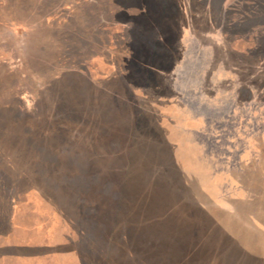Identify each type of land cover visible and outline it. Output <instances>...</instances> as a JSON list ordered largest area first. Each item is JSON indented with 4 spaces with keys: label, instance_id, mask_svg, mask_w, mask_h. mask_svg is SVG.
Masks as SVG:
<instances>
[{
    "label": "rangeland",
    "instance_id": "obj_1",
    "mask_svg": "<svg viewBox=\"0 0 264 264\" xmlns=\"http://www.w3.org/2000/svg\"><path fill=\"white\" fill-rule=\"evenodd\" d=\"M11 217L83 264H264V0H0Z\"/></svg>",
    "mask_w": 264,
    "mask_h": 264
},
{
    "label": "crops",
    "instance_id": "obj_2",
    "mask_svg": "<svg viewBox=\"0 0 264 264\" xmlns=\"http://www.w3.org/2000/svg\"><path fill=\"white\" fill-rule=\"evenodd\" d=\"M12 219H8V231L0 236V264H83L82 256L78 253L56 251L67 241L57 243L55 238H51L43 242L41 234L30 240H20L19 232L12 237Z\"/></svg>",
    "mask_w": 264,
    "mask_h": 264
},
{
    "label": "trees",
    "instance_id": "obj_3",
    "mask_svg": "<svg viewBox=\"0 0 264 264\" xmlns=\"http://www.w3.org/2000/svg\"><path fill=\"white\" fill-rule=\"evenodd\" d=\"M95 29L94 30H97L96 32L98 33V31H102V30H105L107 27H109L108 26V24H106L105 22H104V20H97L95 23H94V26H93ZM93 32H95V31H93ZM95 32V33H96ZM61 58H64V59H67V58H65V57H61ZM60 58V59H61ZM54 62H57V58H55L54 59ZM79 83V82H78ZM84 83H86L87 84V82H84ZM93 95V94H92ZM94 95H96V94H94ZM4 100V99H3ZM11 106V108H10V106ZM8 105V103L6 104V106H8L9 108H10V113H14V112H16V111H19V106H17V105H13V104H9ZM78 105L80 106L81 104H79L78 103ZM82 106V105H81ZM93 106H95V105H93ZM67 106H65L64 107V111H66L67 110V108H66ZM69 110V109H68ZM15 125H18V123H14L13 124V126H15ZM111 129H113V128H111ZM17 132H19V131H12L11 129H9V131H8V138L11 140V141H17V142H19V140L18 139H20V134L16 137V138H13V136L15 135L14 133H17ZM7 133V132H6ZM8 139V140H9ZM104 196V195H103ZM94 197H96V198H98V196H93L92 198L94 199ZM105 197V196H104ZM99 199V198H98ZM100 200V199H99ZM104 200V199H103ZM105 201V200H104ZM102 212H104V211H102V210H100L99 211V213L98 214H100V213H102ZM91 218V217H90ZM90 218H88V219H90ZM9 219V218H8ZM97 221H95V222H93V221H90V222H88L87 220V223H88V228H86V232L88 233L87 235H86V237H88V235H89V231H88V229H90L89 227H92V229L94 230V232L96 231V229H99V223L101 224V221H100V219L97 217ZM87 227V226H86ZM7 228H8V226H7ZM9 229V228H8ZM123 230V229H122ZM125 231V230H124ZM3 232H6L5 230L3 231ZM85 232V233H86ZM122 232V231H121ZM122 236H125V238H128V237H126V234H122ZM134 243H135V240H132ZM85 246H89V244L88 243H85L84 244ZM88 250H91L90 248H88Z\"/></svg>",
    "mask_w": 264,
    "mask_h": 264
}]
</instances>
